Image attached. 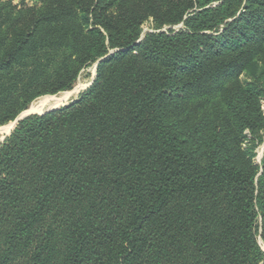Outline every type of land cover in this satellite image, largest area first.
<instances>
[{
    "label": "trees",
    "instance_id": "trees-1",
    "mask_svg": "<svg viewBox=\"0 0 264 264\" xmlns=\"http://www.w3.org/2000/svg\"><path fill=\"white\" fill-rule=\"evenodd\" d=\"M36 2L0 0V127L103 60L0 138V264H264V0Z\"/></svg>",
    "mask_w": 264,
    "mask_h": 264
},
{
    "label": "rangeland",
    "instance_id": "rangeland-1",
    "mask_svg": "<svg viewBox=\"0 0 264 264\" xmlns=\"http://www.w3.org/2000/svg\"><path fill=\"white\" fill-rule=\"evenodd\" d=\"M3 1H9V0H3ZM11 1L13 2V4H18L20 1H23L27 6H30V7L37 3L36 0H11ZM148 28H149L148 24L144 25L143 33L147 32ZM94 74H95V65L90 66L81 72L79 78L77 79L76 83L74 84L73 88L70 91L64 92V93H59L56 95H46V96H43V97L36 99L31 105L40 103V101L46 97H54L57 100H61V101L58 102L54 106H51L52 104H54L53 100L50 102H45L42 104L41 111L35 112V113H37V115H40L41 113H44L45 111L50 110L52 108H56V107L60 108V107L67 105L70 101L76 99L78 97V95L80 93H82L87 87H89ZM244 78H245V76L242 74L238 78V81L243 83ZM30 107L28 108V110L30 109ZM261 110H262L263 115H264V101L261 102ZM8 133L9 132H7V130H5V131L0 130V138H4ZM263 149H264V143L262 145H260V147L255 151L256 157L253 159L255 164L260 163L261 158H259V157L261 154H263Z\"/></svg>",
    "mask_w": 264,
    "mask_h": 264
},
{
    "label": "water",
    "instance_id": "water-1",
    "mask_svg": "<svg viewBox=\"0 0 264 264\" xmlns=\"http://www.w3.org/2000/svg\"><path fill=\"white\" fill-rule=\"evenodd\" d=\"M101 60H103V59H101ZM101 60L98 61V62L96 63V65H97L99 62H101ZM96 65H95V69H96ZM94 76H95V74H94ZM94 76H93V78H92V80H91L90 85L92 84V82H93V80H94ZM90 85H89V86H90ZM58 108H59V107L52 108V109H50V110L45 111L44 113H41L40 115H43V114L48 113V112H51V111L56 110V109H58ZM35 114H37V113H28V110H26V111L22 112V113L16 118V120H15L13 123H10V124H8V125H5V126H3V127H0V130L2 131V130L4 129V127H6V128H9V130H7V132L10 133V132L14 129V127L17 125V123H18L19 121L23 120L24 118H26V117H28V116L35 115ZM9 133H8L7 135H9ZM7 135H6V136H7ZM6 136H5V137H6ZM261 157H262V154L260 155L259 158H261Z\"/></svg>",
    "mask_w": 264,
    "mask_h": 264
},
{
    "label": "bare ground",
    "instance_id": "bare-ground-1",
    "mask_svg": "<svg viewBox=\"0 0 264 264\" xmlns=\"http://www.w3.org/2000/svg\"><path fill=\"white\" fill-rule=\"evenodd\" d=\"M82 88V87H81ZM78 91V90H77ZM64 97V96H63ZM54 101V104H52L51 106H54L56 105L58 102H60L61 100H57L56 98L54 97H46L44 98L43 100L40 101V103L38 104H34V105H31L30 109L28 110V113H35V112H40L41 111V108H42V104L45 103V102H50V101ZM9 128H4L2 131H5V130H8Z\"/></svg>",
    "mask_w": 264,
    "mask_h": 264
}]
</instances>
